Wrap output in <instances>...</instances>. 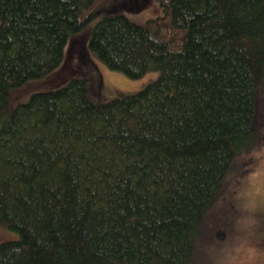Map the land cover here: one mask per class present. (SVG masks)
<instances>
[{
  "label": "trees",
  "instance_id": "obj_1",
  "mask_svg": "<svg viewBox=\"0 0 264 264\" xmlns=\"http://www.w3.org/2000/svg\"><path fill=\"white\" fill-rule=\"evenodd\" d=\"M97 1L0 0V264H191L262 139L264 0H156L143 25ZM88 25L85 73L5 112ZM98 62L155 77L105 101Z\"/></svg>",
  "mask_w": 264,
  "mask_h": 264
},
{
  "label": "rangeland",
  "instance_id": "obj_2",
  "mask_svg": "<svg viewBox=\"0 0 264 264\" xmlns=\"http://www.w3.org/2000/svg\"><path fill=\"white\" fill-rule=\"evenodd\" d=\"M105 1L98 0L95 7H100ZM112 1L123 0H111L109 3ZM124 1L126 15L135 23L143 25L147 20L161 15L156 0H144L139 9L136 7L133 10L128 9L126 4L132 7L136 0ZM90 27L86 26L72 37L62 65L51 77L28 82L11 91L5 112L17 103L26 101L35 91L56 87L74 75L84 74L85 67L80 63L81 48L88 38ZM97 71V87L107 96L103 95L105 101L115 98L117 94L134 93L155 77L150 72L131 80L119 72L108 70L99 62ZM96 72H91V75L98 77ZM260 98L259 119L264 117V80ZM261 138L259 145L243 156V161L250 163L248 173L236 180L231 178L226 183L221 197L204 220V229L195 244L191 264H264V224L260 220L264 213V127ZM216 234H219V238ZM17 236L13 231L0 228V241L14 240Z\"/></svg>",
  "mask_w": 264,
  "mask_h": 264
}]
</instances>
